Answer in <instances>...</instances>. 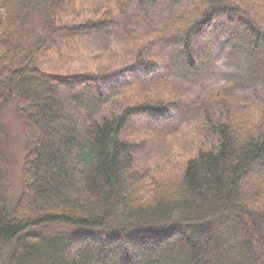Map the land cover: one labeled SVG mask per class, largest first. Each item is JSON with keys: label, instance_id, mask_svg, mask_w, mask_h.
Segmentation results:
<instances>
[{"label": "trees", "instance_id": "obj_1", "mask_svg": "<svg viewBox=\"0 0 264 264\" xmlns=\"http://www.w3.org/2000/svg\"><path fill=\"white\" fill-rule=\"evenodd\" d=\"M87 1L0 0V264H264V130L233 113L244 81L254 96L264 84V0H107L86 18ZM161 3L180 23L163 22ZM118 28L125 38L130 28L154 34L147 53L157 58L139 53L121 72L129 85L177 84V71L204 77L219 48L244 62L241 77L206 99L201 132L217 138L214 147L198 149L177 180L140 173L124 137L136 118L168 122L169 104L106 117L105 77L38 65L52 46ZM169 47L174 60L164 58ZM9 109L20 158L3 120ZM35 120L51 131L36 134Z\"/></svg>", "mask_w": 264, "mask_h": 264}, {"label": "rangeland", "instance_id": "obj_2", "mask_svg": "<svg viewBox=\"0 0 264 264\" xmlns=\"http://www.w3.org/2000/svg\"><path fill=\"white\" fill-rule=\"evenodd\" d=\"M106 2L107 0H88L84 5L88 12L82 15L86 18L95 16ZM148 6L146 1L145 12ZM156 8L160 12L158 15L163 16V22L165 19L167 24L169 20L180 23L179 12L175 11L174 18H171L165 14L167 6L164 7L161 3L157 4ZM101 13L105 12L101 11ZM259 18L264 26V16H259ZM143 29H128L126 34L129 37L127 38L119 28L118 35H88L84 38L80 36L74 41L75 44L64 42L61 47L52 46L41 55L38 65L41 69L53 74L84 75L89 73L105 77L106 82L101 90L106 93V96L101 112L106 117L111 112H119L128 106H138L144 102L169 104L167 106H169L168 112L171 117L168 122L160 123L154 119L136 118L127 128L124 137L133 144L136 150L134 153L136 168L140 173L147 174L152 182L157 179L162 182L174 181L182 175L187 161L195 155L198 149L208 151L214 147L213 144L217 138L210 134L206 137L201 132L206 99L211 91L241 77L244 72V62L240 57L230 56L228 48H219L213 58L212 72L210 71L204 77H194L177 71L175 77L177 84L165 78L163 87L157 85L146 87L141 83L129 85L130 79L125 81L126 78L121 76V72L135 64L139 53L145 52L143 58H157L155 48L149 54L147 53L153 42L154 34L150 37ZM169 51H173L172 47L168 48V53L164 55V58H168L169 55L171 60H174V54ZM161 58L163 59L162 54ZM257 83V96H254L251 90L246 89L250 83L244 81L241 84V89L237 94L238 103L233 113L236 119L241 121L243 127L254 128L258 132L264 130L262 121L264 84L262 81H257ZM254 100L257 104H252ZM151 106L157 105L152 104ZM3 120L15 140V151L17 157L20 158L22 155L20 122L12 109L5 113ZM68 120H70L68 123H71L73 118L69 117ZM35 121L36 134L51 131L46 123ZM68 123L64 122L59 125L66 127ZM70 159V155L66 156L68 162ZM260 171L261 168H256L250 175ZM40 174L44 176V170H41ZM18 187L20 186L17 182L15 186L17 193ZM152 188V183L149 182L145 191L147 196L150 195Z\"/></svg>", "mask_w": 264, "mask_h": 264}]
</instances>
